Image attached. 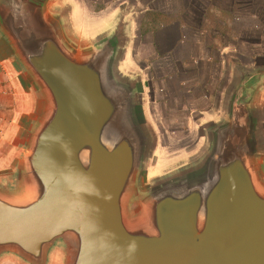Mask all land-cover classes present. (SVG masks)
I'll return each mask as SVG.
<instances>
[{
  "label": "water",
  "instance_id": "95a60500",
  "mask_svg": "<svg viewBox=\"0 0 264 264\" xmlns=\"http://www.w3.org/2000/svg\"><path fill=\"white\" fill-rule=\"evenodd\" d=\"M69 17L60 0H0L42 101L0 183V261L50 264L58 245L61 264H264V69L239 70L198 156L143 184L154 136L126 32L76 37Z\"/></svg>",
  "mask_w": 264,
  "mask_h": 264
},
{
  "label": "rangeland",
  "instance_id": "374dc122",
  "mask_svg": "<svg viewBox=\"0 0 264 264\" xmlns=\"http://www.w3.org/2000/svg\"><path fill=\"white\" fill-rule=\"evenodd\" d=\"M61 3L69 10L76 37H96L121 27L126 32L128 51L121 52L124 57L121 68L124 72H137L143 81L145 101L142 112L154 136L145 171L141 174L143 184L169 168L176 170L177 164L198 156L205 148L204 126L221 114L223 101L219 87L226 84L228 73L231 76L233 72L232 67L228 70L229 65L246 72L264 69V0H60ZM169 23L177 27L178 41L185 47L186 57H190V50L196 46H193L194 40L201 46L208 40L213 55L219 54L220 74L210 102L195 103L205 95V84L202 85L197 73L194 84L186 83L196 89L191 98H175L177 85L172 89L175 82H170L169 86L165 83L157 96L154 81L156 74L163 72L155 66L154 59L148 58L145 49L150 37ZM214 35H218L215 39L219 43H213ZM143 48L144 53L141 52ZM146 63L149 66L144 68ZM171 67L166 69L167 72ZM169 75L174 81V76L178 77L177 69ZM153 97H156L154 104ZM259 98L260 132L264 140V91L260 92ZM58 247L51 251L50 264H61ZM0 264L25 263L3 258Z\"/></svg>",
  "mask_w": 264,
  "mask_h": 264
},
{
  "label": "crops",
  "instance_id": "0c3cea01",
  "mask_svg": "<svg viewBox=\"0 0 264 264\" xmlns=\"http://www.w3.org/2000/svg\"><path fill=\"white\" fill-rule=\"evenodd\" d=\"M106 13L110 12L107 11ZM106 13L104 12V14ZM178 36L177 27L169 23L161 31L152 35L147 42L145 51L149 55L148 58L154 59L155 66L159 67L162 70L161 72H163L161 75L156 74L154 87L156 86L157 93L158 91L161 93L160 87L162 90L165 83L169 86L170 82H173V84L175 82L174 86H172V89H174L175 85H177L174 93L175 98H182V96L191 98V94L196 89L190 85L197 81L196 76L198 74L202 85L205 84L203 88V94L205 95L204 98L197 99L195 103H204L206 100L210 102L209 99H212L215 84L218 82V75L220 74L219 54L213 55L212 44L210 47L208 40L205 41L204 46L194 40L193 46H196L190 50V57H186L184 55V52L186 53L185 47L178 41ZM217 37L218 35L213 36V43H219L218 39H215ZM126 50L128 51V49ZM141 52L144 53V48ZM161 61L164 62L162 63ZM227 63H230L229 60H227ZM143 66L147 68L149 65L146 63ZM235 66L237 67V65ZM170 67L171 70L167 72L166 69ZM230 67H232L231 71H233L231 76L228 73L227 81L225 80L226 84L221 85V88L219 87L220 98L223 102L227 92L233 85L235 77L239 73L238 67L234 68V65H229L228 70ZM174 68L178 71V77L174 76L173 81L169 73L172 70L174 71ZM186 83L190 85L187 86ZM261 91H264V88ZM155 94L156 92L153 91V95ZM157 96H159V93ZM151 100L154 104L156 97ZM41 104V97L34 84L17 63L7 43L0 36V183L5 179H8V181L12 180L19 162L18 159L23 151V145L41 108ZM259 168L264 176V151L259 158Z\"/></svg>",
  "mask_w": 264,
  "mask_h": 264
},
{
  "label": "flooded vegetation",
  "instance_id": "af4514ba",
  "mask_svg": "<svg viewBox=\"0 0 264 264\" xmlns=\"http://www.w3.org/2000/svg\"><path fill=\"white\" fill-rule=\"evenodd\" d=\"M192 95V94H191Z\"/></svg>",
  "mask_w": 264,
  "mask_h": 264
}]
</instances>
